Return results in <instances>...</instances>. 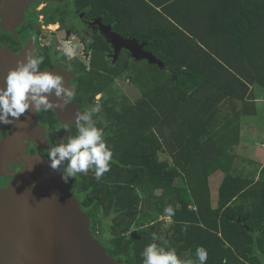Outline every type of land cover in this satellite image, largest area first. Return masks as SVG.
<instances>
[{"label": "trees", "instance_id": "16d2710c", "mask_svg": "<svg viewBox=\"0 0 264 264\" xmlns=\"http://www.w3.org/2000/svg\"><path fill=\"white\" fill-rule=\"evenodd\" d=\"M81 1L125 38L147 43L167 77L114 112L105 134L110 171L99 181L89 171L67 182L86 210L112 211L103 226L111 254L142 264L150 240L142 227L171 205V226L159 236L171 234L181 259L194 258L202 246L207 264H264V166L258 180L231 172L242 120L258 114L255 87L264 89V0ZM134 71L124 59L96 92ZM161 153L170 159L161 161ZM219 173L214 206L211 181ZM133 228L140 230L125 236Z\"/></svg>", "mask_w": 264, "mask_h": 264}, {"label": "flooded vegetation", "instance_id": "af4514ba", "mask_svg": "<svg viewBox=\"0 0 264 264\" xmlns=\"http://www.w3.org/2000/svg\"><path fill=\"white\" fill-rule=\"evenodd\" d=\"M19 1H22L23 6H20L18 10L15 9V6L13 10L10 7L0 9V83L8 71L16 67L18 60H24L26 52L37 58L43 57V63L40 65L41 71L60 74L65 77L66 82L70 79L69 82L75 85V94L68 101L76 108L68 109L70 116L68 121L72 124L60 123L52 110L38 112L39 122L46 128L50 144L61 143L64 138L77 133L76 112L87 110L90 104L99 103L102 106V112L95 114L93 119L96 121L97 127L102 128L107 134L117 109L109 106L107 102L95 100L97 94H101L100 97H102L105 92H96L97 87L111 81L114 65L123 62L124 59L137 61L125 48L120 49L117 53L115 46L109 43L108 38L103 34L104 31L107 33V28L115 22H109L107 18L97 16L94 9L89 4L82 3L81 0ZM1 2L10 4L12 0H0V4ZM3 6L5 5L3 4ZM116 25L115 23L112 31L127 39L116 31ZM65 41H71L77 46L75 58L68 59L63 56ZM94 47L99 48L95 49ZM96 51L101 52L97 54ZM144 61L146 60L142 62ZM123 76L115 78L114 81ZM118 102H120L118 106L121 110L126 103L124 104L123 99ZM17 127V121L11 125L0 124V193L6 191L15 181L17 172L26 167L24 155L26 157L39 156L48 160L47 151L39 148L33 142L29 143L24 139H18ZM18 154L20 155L18 156ZM76 196L82 203V210L91 220V231L94 237L105 246L108 254L113 256L108 246L110 234L103 227L111 224L112 211L101 209L99 212L102 214L97 215L93 213L94 210H86L80 195L76 193ZM168 221L158 219L155 223H149L142 227V229L149 228V244L155 242L161 247L172 248L171 234L168 236L164 233L159 236L161 228ZM136 230L140 229L133 228L125 236L130 237ZM153 234L158 237L156 241L152 239ZM140 242L141 240H137L138 244Z\"/></svg>", "mask_w": 264, "mask_h": 264}, {"label": "water", "instance_id": "95a60500", "mask_svg": "<svg viewBox=\"0 0 264 264\" xmlns=\"http://www.w3.org/2000/svg\"><path fill=\"white\" fill-rule=\"evenodd\" d=\"M21 2H1L0 9L13 10L15 6L18 10L23 6ZM114 25L103 34L117 53L125 48L135 60H146L164 68L154 54L145 50L147 43L124 39L112 31ZM69 108L76 109L68 102L62 110L54 111L64 125L72 124L68 121ZM17 126L18 139L33 142L47 151L51 144L38 113H26L17 120ZM24 157L26 167L19 170L11 186L0 193V264H121L94 237L90 218L62 179L61 172L53 170L49 161L39 156Z\"/></svg>", "mask_w": 264, "mask_h": 264}, {"label": "clouds", "instance_id": "9594fccd", "mask_svg": "<svg viewBox=\"0 0 264 264\" xmlns=\"http://www.w3.org/2000/svg\"><path fill=\"white\" fill-rule=\"evenodd\" d=\"M77 55V46L65 41L63 56L73 59ZM43 57H35L26 52L24 60H18L14 69L8 71L0 83V124L11 125L28 112L62 110L75 94V85L60 74L41 71ZM101 94H97L96 101ZM102 112L99 103L90 104L83 112H76L77 133L67 137L63 143L49 145L47 157L50 167L62 173L67 183L78 175L94 173L99 181L110 171L113 152L105 140V132L97 127L93 119ZM175 209L168 205L161 219L171 220ZM153 241L158 237L153 234ZM166 243V242H165ZM142 264H207L208 252L198 246L194 258L181 259L174 248H165L153 242L146 245L141 252ZM226 264V262H225Z\"/></svg>", "mask_w": 264, "mask_h": 264}, {"label": "rangeland", "instance_id": "374dc122", "mask_svg": "<svg viewBox=\"0 0 264 264\" xmlns=\"http://www.w3.org/2000/svg\"><path fill=\"white\" fill-rule=\"evenodd\" d=\"M133 68H135L133 77L130 78L125 75L114 81L112 85L105 90L99 102H107L109 106L114 107L118 112L120 109L118 106L120 102L118 101L123 99L124 104L134 103L142 98L148 90L163 83L167 79L166 76L161 75L162 73L160 71L162 68L158 65H151L148 61L133 62ZM140 71L144 73L141 77L138 75ZM255 92L260 99V114L259 116H257L258 114L256 115L258 124L264 127V89L260 86H256ZM262 144H264V132L256 134L255 137H253L250 147L251 155L247 154L244 149L236 147V149L231 152L233 157L231 172L242 177L258 180L259 172L264 165V147H262ZM160 159L161 161H167L170 157L167 154L161 153ZM222 178L223 173H219L214 175L211 181L212 203L214 206H217L218 203V191ZM161 217L162 216L159 217L160 220ZM171 223L172 221L169 220L167 224L161 228V232L167 231Z\"/></svg>", "mask_w": 264, "mask_h": 264}, {"label": "crops", "instance_id": "0c3cea01", "mask_svg": "<svg viewBox=\"0 0 264 264\" xmlns=\"http://www.w3.org/2000/svg\"><path fill=\"white\" fill-rule=\"evenodd\" d=\"M259 103H260V99L259 97H257V102H256L257 110H258L257 116H259L260 114ZM257 116L245 117L242 120L241 143L237 147L244 149L249 155H251L250 147L253 137H255L256 134H260L264 132V127L258 124ZM262 147H264V144H262Z\"/></svg>", "mask_w": 264, "mask_h": 264}]
</instances>
